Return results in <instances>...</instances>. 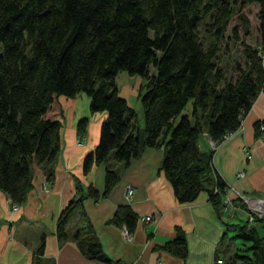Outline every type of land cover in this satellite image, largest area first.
I'll return each instance as SVG.
<instances>
[{
  "label": "trees",
  "instance_id": "trees-1",
  "mask_svg": "<svg viewBox=\"0 0 264 264\" xmlns=\"http://www.w3.org/2000/svg\"><path fill=\"white\" fill-rule=\"evenodd\" d=\"M235 17L231 38L241 45L244 61L236 62L228 77L216 58ZM202 23L207 45L200 36ZM253 32L254 45L247 41ZM120 72L141 79L136 97L142 125L119 94ZM263 90L264 0H0V190L19 206L36 168L46 182L53 180L60 151L59 99L84 94L89 112H106V118L97 145L83 157L82 171L103 165L104 187L101 193L92 186L84 190L76 180L77 196L57 218L60 240L82 200L106 197L120 179V168L146 148H162L160 170L179 203L207 190L222 217L227 184L213 164L214 150L202 151L200 141L207 135L220 143L238 130ZM189 101L191 112L182 113ZM87 124L88 117L77 121L80 141ZM137 220L128 205H119L109 222L130 234ZM248 224H228L245 253L236 252L225 264H264V235L257 227L264 230V222ZM87 229L86 235H73L82 254L115 264L90 233V224ZM159 248L185 258L184 232L176 227ZM43 249L42 234L32 264H39Z\"/></svg>",
  "mask_w": 264,
  "mask_h": 264
},
{
  "label": "crops",
  "instance_id": "crops-1",
  "mask_svg": "<svg viewBox=\"0 0 264 264\" xmlns=\"http://www.w3.org/2000/svg\"><path fill=\"white\" fill-rule=\"evenodd\" d=\"M119 94L131 106V95ZM59 100L62 106L60 151L54 163L53 180L46 182L42 171L36 168L32 188L25 202L16 208L0 190V264H32L42 234L44 249L39 264H106L84 256L73 237L77 231L80 236L86 235L87 224L103 253L115 264H216L218 255L221 264H225L237 252L226 237L228 231L233 230L228 224L238 222H231L226 214L222 217L217 214L207 190L191 202L176 200L170 183L160 170L162 148H146L128 167L120 168V179L106 197L83 199L81 209L75 210L66 224V238L60 240L56 233L57 218L77 196L76 180L84 190L88 186L98 193L103 190L104 166L93 165L88 173H83L82 160L97 145L106 112L90 113L89 99L84 94L75 98L60 97ZM82 117H88V124L80 141L76 124ZM262 119L264 90L230 139L215 149L205 137L200 141L202 151L214 150L213 164L226 184L248 196L264 197V140L255 132V124ZM245 146L252 154L250 159L243 151ZM241 171L244 176L237 177ZM128 187L132 188L131 195L126 193ZM119 205H128L137 215L136 226L130 234H124L123 227L109 222ZM146 215L151 219L142 221L140 218ZM176 227L185 235V258L159 248L174 237Z\"/></svg>",
  "mask_w": 264,
  "mask_h": 264
},
{
  "label": "rangeland",
  "instance_id": "rangeland-1",
  "mask_svg": "<svg viewBox=\"0 0 264 264\" xmlns=\"http://www.w3.org/2000/svg\"><path fill=\"white\" fill-rule=\"evenodd\" d=\"M254 13V10H253ZM253 13L251 17L253 18ZM208 20V19H207ZM237 24V19L236 17L232 20L230 23L226 33H225V39L222 42L220 51L217 55L216 58V63L219 67L222 68L224 73L230 77L232 73L234 72V67L236 62H243L244 61V56H243V49L241 45L235 41L233 38H231V32L232 28ZM254 26V25H253ZM200 29V36L202 41L204 42L205 45L208 44L209 42V37L204 29L203 23L199 25ZM248 43L250 44H255L256 39H255V32L252 33V35L248 38ZM149 71H152V67H149ZM127 77H133V78H128ZM140 77L139 76H128L125 72H120L117 77H116V84L118 86L119 92L121 93H127L130 96L129 102L131 106L134 108L135 113L138 117L139 124L142 125V108L141 104L139 102V99L136 97L137 94V88L140 83ZM192 110V102L189 101L186 106L184 107L182 113L189 114ZM259 126V125H258ZM261 134L262 132L259 131V136L258 138L261 139ZM206 138V136H205ZM230 139V138H229ZM263 140V139H262ZM208 141V140H207ZM220 143H215L213 149H215ZM247 147V146H246ZM244 148V147H243ZM245 153V152H244ZM45 188V186H44ZM246 195V194H245ZM250 197H258V196H250ZM262 197V196H260ZM241 200H237L235 202L236 206H239L238 208H230L226 211V216L231 222H238V223H245L248 219V214L246 212V209L244 208V205L241 203ZM255 224V223H253ZM249 223L248 225H253ZM259 232L264 235V230L261 228L260 225H257ZM235 235V231L231 230L228 231L226 241L230 242V246L233 249V251H237L240 253H245L243 251V241L239 238L233 237Z\"/></svg>",
  "mask_w": 264,
  "mask_h": 264
},
{
  "label": "built area",
  "instance_id": "built-area-1",
  "mask_svg": "<svg viewBox=\"0 0 264 264\" xmlns=\"http://www.w3.org/2000/svg\"><path fill=\"white\" fill-rule=\"evenodd\" d=\"M259 131L262 132L261 134V139L264 140V119L260 120L259 122ZM235 131L232 132H228L224 135L223 140L221 141L222 143L227 141L229 138H231L234 135ZM206 139L208 140L209 144L211 145V147H214L215 142L210 139L207 135ZM243 151L245 152V155L248 159H250L252 157V154L249 150V147H244ZM237 177H243L244 176V172H238ZM127 195H131L132 194V188L128 187L126 190ZM233 194V195H232ZM237 200H241L242 204L244 205V208L246 209V212L248 214V219L247 222L248 223H256L258 219H261L264 222V197H250L248 195H245L244 193L236 190L233 185L231 184H227V190H226V194L224 197V210L225 212L230 209V208H238L239 206L235 205V202ZM13 208H16V205H12ZM142 221H148L151 219V216L146 215V216H142L140 218ZM124 234H127L126 230L123 229ZM222 263V259L218 258L216 259V264H221Z\"/></svg>",
  "mask_w": 264,
  "mask_h": 264
}]
</instances>
